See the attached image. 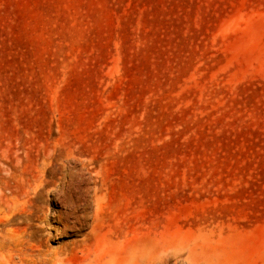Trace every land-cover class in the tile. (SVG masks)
<instances>
[{
	"label": "rangeland",
	"instance_id": "374dc122",
	"mask_svg": "<svg viewBox=\"0 0 264 264\" xmlns=\"http://www.w3.org/2000/svg\"><path fill=\"white\" fill-rule=\"evenodd\" d=\"M0 264H264V0H0Z\"/></svg>",
	"mask_w": 264,
	"mask_h": 264
}]
</instances>
